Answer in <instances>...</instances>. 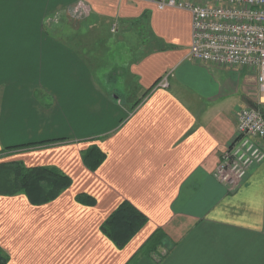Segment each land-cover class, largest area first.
Segmentation results:
<instances>
[{"label":"crops","instance_id":"1","mask_svg":"<svg viewBox=\"0 0 264 264\" xmlns=\"http://www.w3.org/2000/svg\"><path fill=\"white\" fill-rule=\"evenodd\" d=\"M106 24L117 27L111 51L123 49L116 65L136 82L128 101L75 46L84 26ZM190 46V13L153 0H0V152L31 146L7 160L72 180L44 205L0 196L7 264H130L156 231L167 244L131 264H264V163L236 189L215 176L238 113L255 106L256 75L194 62ZM92 146L106 155L95 172L82 159ZM126 201L148 222L119 249L101 227Z\"/></svg>","mask_w":264,"mask_h":264},{"label":"built area","instance_id":"2","mask_svg":"<svg viewBox=\"0 0 264 264\" xmlns=\"http://www.w3.org/2000/svg\"><path fill=\"white\" fill-rule=\"evenodd\" d=\"M160 10H183L191 15V46L194 62L256 75L255 106L237 115L236 138L222 157L215 176L229 188H238L255 165L264 163V0H153ZM80 4L74 17H87ZM168 88V76L159 83Z\"/></svg>","mask_w":264,"mask_h":264},{"label":"trees","instance_id":"3","mask_svg":"<svg viewBox=\"0 0 264 264\" xmlns=\"http://www.w3.org/2000/svg\"><path fill=\"white\" fill-rule=\"evenodd\" d=\"M144 15L143 19H147ZM42 145V144H37ZM22 148H11L0 152V159L15 153ZM32 147H35L32 146ZM83 163L88 170L95 172L106 160V155L97 147L92 146L82 153ZM72 186V180L54 167H26L20 162L0 164V196L13 197L25 195L32 205L39 206L56 200ZM77 201L84 205L94 206L96 200L81 194ZM148 218L129 202H123L110 215L101 227V231L119 248L123 249L147 224ZM168 241L163 231H156L141 247L133 263L141 256L157 253ZM171 250V249H170ZM164 259V256H161ZM9 257L0 248V264H7ZM130 263V264H131Z\"/></svg>","mask_w":264,"mask_h":264},{"label":"rangeland","instance_id":"4","mask_svg":"<svg viewBox=\"0 0 264 264\" xmlns=\"http://www.w3.org/2000/svg\"><path fill=\"white\" fill-rule=\"evenodd\" d=\"M88 18H89L88 16L86 18L85 17L78 18L77 20L78 25L81 26V24L87 23L89 21ZM111 29H110V25L106 24V25H102L98 27L97 29L93 28L91 31H89L88 25H86L83 27V30L80 33H78V36H77L78 38L76 39L77 43L75 42L76 43L75 46L80 50V52H82V54L88 59V61L94 65L95 77L98 83L100 85H105V86L106 84L111 83L113 86H111L112 88L111 87L110 88L112 89V93L114 94V96L116 95L120 96L121 94V97L125 99L124 101H128V96L126 93L127 89L125 88V84H128L133 89L136 82L134 81L133 78L124 76V71L120 69L119 65L118 66L116 65L118 63L117 54L123 52V49L121 48L120 51L118 50L117 52H115L112 48V51H111L109 42L110 40L111 41L113 40L112 38L117 36V34H115V32L117 31V27L114 26ZM58 31L59 30H57V32ZM97 37L99 38L98 41L100 42V44L96 41ZM112 58H116V59L112 61ZM99 68L101 69L104 68V70H96ZM107 68L109 69L105 70ZM104 74L106 75L103 76ZM128 92L130 93V91ZM134 95L132 96L133 97L132 99L135 98ZM136 95L138 99L141 98L140 94H136ZM256 96L257 95L254 94V96H252L251 98L255 100ZM261 145L264 146V141L261 143ZM10 162H16V161H14L13 159L12 161L11 159L7 160V158L0 159V164L10 163Z\"/></svg>","mask_w":264,"mask_h":264}]
</instances>
